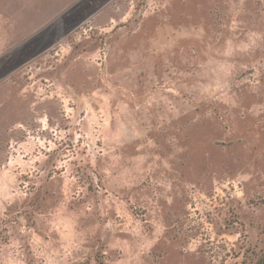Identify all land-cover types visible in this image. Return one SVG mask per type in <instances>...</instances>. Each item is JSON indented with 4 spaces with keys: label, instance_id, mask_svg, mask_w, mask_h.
Here are the masks:
<instances>
[{
    "label": "rangeland",
    "instance_id": "obj_1",
    "mask_svg": "<svg viewBox=\"0 0 264 264\" xmlns=\"http://www.w3.org/2000/svg\"><path fill=\"white\" fill-rule=\"evenodd\" d=\"M264 264V0H0V264Z\"/></svg>",
    "mask_w": 264,
    "mask_h": 264
},
{
    "label": "trees",
    "instance_id": "obj_2",
    "mask_svg": "<svg viewBox=\"0 0 264 264\" xmlns=\"http://www.w3.org/2000/svg\"><path fill=\"white\" fill-rule=\"evenodd\" d=\"M79 264H104L102 260L95 259L93 263H90L88 261L79 263Z\"/></svg>",
    "mask_w": 264,
    "mask_h": 264
}]
</instances>
